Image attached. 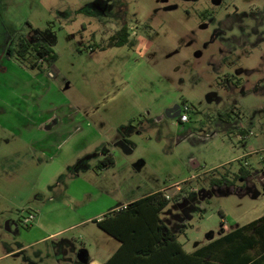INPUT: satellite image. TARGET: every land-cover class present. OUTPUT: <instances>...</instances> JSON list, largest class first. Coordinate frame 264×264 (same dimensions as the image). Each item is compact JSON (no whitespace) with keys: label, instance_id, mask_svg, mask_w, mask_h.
Wrapping results in <instances>:
<instances>
[{"label":"rangeland","instance_id":"374dc122","mask_svg":"<svg viewBox=\"0 0 264 264\" xmlns=\"http://www.w3.org/2000/svg\"><path fill=\"white\" fill-rule=\"evenodd\" d=\"M122 24L133 47H97ZM21 28L57 59L2 65L34 80L12 72L0 88V264H84L81 250L102 264L118 242L93 221L159 189L182 197L161 218L187 252L264 215V0H0L11 56ZM10 84L17 102L1 99ZM104 152L115 165L97 171ZM244 155L246 181L209 185L225 170H202Z\"/></svg>","mask_w":264,"mask_h":264},{"label":"trees","instance_id":"16d2710c","mask_svg":"<svg viewBox=\"0 0 264 264\" xmlns=\"http://www.w3.org/2000/svg\"><path fill=\"white\" fill-rule=\"evenodd\" d=\"M133 47L135 41L129 38L126 25L115 30L106 44L97 45L105 50L112 47ZM30 50L36 52V60L50 62L57 59L53 49L43 42L31 43L24 34L16 37L14 52L19 60H25ZM33 63L31 66H35ZM233 111L219 113L225 123L232 121ZM97 163L95 169L101 171L115 165L110 153ZM248 155L243 156L244 160ZM243 158L235 161L237 171L229 177V171L222 165L208 172L225 170L219 177L209 180L211 187H232L252 174V169L243 163ZM233 163H228L231 165ZM264 193V186L262 188ZM182 197H167L164 191H156L135 200L120 210H113L100 220L93 222L99 229L118 242V246L103 264H264V215L239 226L228 233L209 241L193 252H187L178 234L172 232L161 219V214L171 202L178 203Z\"/></svg>","mask_w":264,"mask_h":264},{"label":"crops","instance_id":"0c3cea01","mask_svg":"<svg viewBox=\"0 0 264 264\" xmlns=\"http://www.w3.org/2000/svg\"><path fill=\"white\" fill-rule=\"evenodd\" d=\"M7 63H10V64H12L13 62H7ZM11 68V70H9V68L8 67H5L4 69H2L1 71H0V88L2 87V85H4L5 83V81H6V75L7 74H9V73H12V72H17V71H20V72H23V73H25V74H27L30 78H31V80L33 79L34 80V78H33V76H31L28 72H27V69H25V68H20V67H10ZM34 77H36L37 78V76H34ZM1 78H3V79H1ZM10 88H8V87H5L4 86V89L6 90V91H9V97L8 98H6V97H3V98H1L2 100H5V101H7L8 103H10V102H12V101H18V99H20L21 97H22V95H21V92H22V90L21 89H18V85H14V84H10ZM2 93V91L0 92V94ZM33 109L35 108L34 106L32 107ZM37 108V107H36ZM28 113H29V115H32V116H34L35 114L32 112V110H30L29 109V111H28ZM17 114H20L21 115V113L20 112H18L17 111ZM19 115V116H20ZM37 117V116H36ZM231 122H235V120H232V121H230V123H225V122H223L224 124H228V125H230L231 124ZM226 125H225V129L227 128L226 127ZM241 128H243V127H241ZM241 128H237L236 129V131L237 130H239V129H241ZM227 130V132H228V130L229 129H226ZM129 132V131H128ZM240 132V134L241 135H243V130L242 131H239ZM121 135H124L123 133H121ZM121 135H119L120 137H121ZM240 137V136H239ZM240 141H243V138H240ZM119 142H121V143H123L124 144V146H126L127 148L126 149H128L129 147H128V145H126L127 143H126V141H124V140H120V141H118V142H116L115 143V145H118L117 143H119ZM104 156V155H103ZM245 156V155H244ZM114 158V157H113ZM243 158V156H241V157H237L236 159H234V160H231L230 162H227V163H225V164H228V163H234L235 161H237V160H240V159H242ZM192 163V166L194 167V169H195V167H197V169H198V167H199V165H197V164H195V161H192L191 162ZM224 164V165H225ZM222 166V165H221ZM197 169H195L196 171H197ZM208 171H210V170H202V172H208ZM201 173V171H197V173L196 174H194V175H192V178H196L197 177V175H199ZM256 173H258V175H259V178H261L262 179V181H261V184H260V186L263 188V186H264V168H263V171L262 172H256ZM247 180V179H246ZM246 180H244V181H246ZM253 184V183H252ZM253 186H255L254 184H253ZM251 189V188H250ZM156 191H166V190H164V189H159V190H156ZM156 191H153V192H156ZM153 192H150V193H148L147 195H149V194H151V193H153ZM166 193V192H165ZM147 195H145V196H147ZM167 197H169L168 195H166ZM142 197H144V196H142ZM142 197H140V198H142ZM140 198H136V199H134V200H129L128 202H125L124 204H122L121 205V207L118 209V210H120V209H122V208H124L126 205H128L129 203H131V202H133V201H135V200H138V199H140ZM177 205V204H176ZM174 210H177V209H173V211ZM111 211H113V210H111ZM110 211V212H111ZM173 211H169L170 213H168V214H166V216H167V220L169 221L170 220V218H169V216L171 215V213L173 212ZM163 212H165V211H163ZM162 220H163V218H161ZM163 222H165L167 225H169V223L166 221V220H163ZM57 233H54V234H51V236H54V235H56ZM184 246V245H183ZM117 247V246H116ZM116 247L112 250V252L116 249ZM112 252H111V254H112ZM110 254V255H111ZM110 255L109 256H107V259L110 257ZM106 259V260H107ZM87 260H91V262H90V264H93V262H92V259H90V258H88V256H87ZM79 261V260H78ZM103 264V263H102Z\"/></svg>","mask_w":264,"mask_h":264},{"label":"flooded vegetation","instance_id":"af4514ba","mask_svg":"<svg viewBox=\"0 0 264 264\" xmlns=\"http://www.w3.org/2000/svg\"><path fill=\"white\" fill-rule=\"evenodd\" d=\"M28 24V23H27ZM125 24H122L120 27H122V26H124ZM127 26V25H126ZM119 27V28H120ZM128 27V26H127ZM118 28V29H119ZM118 29H116V30H118ZM22 30V28L14 35L15 36V38H14V47H15V41H16V37L19 35V34H23V32L21 31ZM12 36H9V34H7L6 32H0V71L2 70V69H4L5 67H2V65H4V63H7V62H12L13 61V59L12 58H17V56L16 55H14V56H11L10 54H8L7 53V50H6V47H5V45H7L6 43L9 41V38H11ZM26 37V36H25ZM27 38V37H26ZM29 42H31V43H36V42H42V41H40V40H35V41H30V40H28ZM43 43H45V42H43ZM13 52H14V48H13ZM31 53H32V55H34V57L36 58V52H34L33 50H30L29 52H28V54L26 55V57H28L29 55H31ZM14 54H15V52H14ZM4 55V56H3ZM12 57V58H11ZM4 58V59H3ZM8 59H9V61H8ZM37 59V58H36ZM16 61V60H15ZM18 62H20L19 61V59H18ZM39 62H43V61H39V60H37V62H36V65L35 66H31V67H29L28 66V69H30V70H35V69H41V65L39 64ZM21 63V62H20ZM33 64V63H32ZM31 64V65H32ZM178 110L180 111V106H179V108H178ZM176 112V111H175ZM180 115V114H179ZM248 179V178H247Z\"/></svg>","mask_w":264,"mask_h":264},{"label":"water","instance_id":"95a60500","mask_svg":"<svg viewBox=\"0 0 264 264\" xmlns=\"http://www.w3.org/2000/svg\"><path fill=\"white\" fill-rule=\"evenodd\" d=\"M178 108H179V106H175L174 108H171V109H169L168 111H167V116H170V117H172V118H177L178 116H179V113H180V111L178 110ZM176 111V112H175ZM118 144V146L120 147H124L125 149L127 148L126 146H124V144L123 143H121V142H119V143H117ZM201 192H204V190H201L199 193H201ZM198 193V194H199ZM206 197V196H205ZM78 260L81 262V263H87V253H86V251H84V250H81L80 252H79V254H78Z\"/></svg>","mask_w":264,"mask_h":264},{"label":"built area","instance_id":"2783aa9c","mask_svg":"<svg viewBox=\"0 0 264 264\" xmlns=\"http://www.w3.org/2000/svg\"><path fill=\"white\" fill-rule=\"evenodd\" d=\"M189 111V108L187 106H183L182 109H180V115L178 116V122L179 123H186L188 122V116H187V112ZM214 135V134H213ZM212 135V136H213ZM208 135L205 137V139H208ZM33 216H29V218L25 219V223L28 225L32 222Z\"/></svg>","mask_w":264,"mask_h":264}]
</instances>
